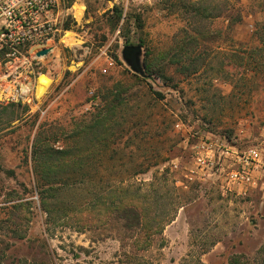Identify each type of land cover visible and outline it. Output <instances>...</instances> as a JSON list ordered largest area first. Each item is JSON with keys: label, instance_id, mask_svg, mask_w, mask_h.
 Listing matches in <instances>:
<instances>
[{"label": "rangeland", "instance_id": "374dc122", "mask_svg": "<svg viewBox=\"0 0 264 264\" xmlns=\"http://www.w3.org/2000/svg\"><path fill=\"white\" fill-rule=\"evenodd\" d=\"M58 4L40 17L59 30L44 44L47 56L0 61V84L11 75L13 95L33 88L20 107L0 94V264H229L240 255L264 264V0ZM116 8L123 19L113 31L108 13ZM66 33L78 44L65 42ZM137 45L145 76L122 56ZM174 48V61L163 63L168 82L149 76L146 61ZM42 75L52 83L38 98ZM115 85L127 93L104 110ZM100 111L103 125L91 128ZM79 122L85 133L68 140ZM37 135L61 147L79 140L81 161L49 197L32 172ZM250 150L260 157L250 169L255 183L234 186L231 174ZM119 188L141 196L158 222L173 220L144 251L126 239L122 220L98 216Z\"/></svg>", "mask_w": 264, "mask_h": 264}, {"label": "trees", "instance_id": "16d2710c", "mask_svg": "<svg viewBox=\"0 0 264 264\" xmlns=\"http://www.w3.org/2000/svg\"><path fill=\"white\" fill-rule=\"evenodd\" d=\"M113 17L111 20V30L115 31L119 28L120 22L123 19V11L116 8L115 11H110L108 13ZM122 24L121 32L122 34H127L128 30L131 32V25L129 20L124 19ZM69 24L67 23L64 29H68ZM134 28L140 35H143L144 24L140 17L134 18ZM126 37V36H124ZM142 39V38H141ZM126 43H129V39L125 38ZM143 42V41H141ZM179 47V46H178ZM177 50V46L175 47ZM175 48L166 52L162 57L153 59L151 61H146V73L149 76L158 77L163 83H167L168 79L164 73L163 63L165 61H174ZM258 49V48H257ZM7 47L0 48V61L6 62L7 54L9 53ZM127 90L122 87L115 85L113 91L105 93L103 101L106 105L103 109H111L115 104L121 103L124 99V94ZM11 107H20V103L9 102ZM28 110V108H26ZM102 112L100 111L94 119L95 128L103 125L104 120L101 119ZM87 126L81 122L76 124L70 134L69 138L79 137L85 133ZM74 144L67 145L65 147L55 146V142H51L47 139L40 138L37 135L30 148V158L32 162V172L35 177L37 186L42 189L41 194H47V197L51 196V190L53 185H58L57 181L61 179L67 168L71 165L77 164L81 161L82 156L80 154L79 140L72 141ZM26 163L29 162V156H26ZM58 183V184H57ZM47 187V188H46ZM53 193V192H52ZM117 199L111 201H102L101 210L98 212V216L107 219L110 214H113L119 220H122V228L126 231V239H133L136 248L144 251L151 245L153 237L155 235H163L165 230V223L173 221L172 219H167L164 224L160 221L158 222L156 218H153L150 213H148V206L144 203V199L141 196H130L129 190L119 188L116 190ZM129 195V196H128ZM103 209V210H102ZM229 264H244L243 256H234L230 260Z\"/></svg>", "mask_w": 264, "mask_h": 264}, {"label": "built area", "instance_id": "2783aa9c", "mask_svg": "<svg viewBox=\"0 0 264 264\" xmlns=\"http://www.w3.org/2000/svg\"><path fill=\"white\" fill-rule=\"evenodd\" d=\"M58 6V0H0V48L7 47L10 50L6 56L9 60L7 65L20 60V57L28 62L29 59L24 53L36 52L37 56V53L44 48V44L54 39L59 31L57 23L53 20L40 21V17L53 12ZM10 76L6 75L5 84H0V94L8 102L30 101L28 95L33 90L31 85L24 86L31 89L23 91L22 86L20 91H17L21 93L13 95L16 92V82L9 81ZM241 159L242 171L233 172L231 180L234 186L244 187L255 183L250 169L255 165L253 162H258L260 157L257 151L250 150ZM199 162L205 163L202 160Z\"/></svg>", "mask_w": 264, "mask_h": 264}, {"label": "water", "instance_id": "95a60500", "mask_svg": "<svg viewBox=\"0 0 264 264\" xmlns=\"http://www.w3.org/2000/svg\"><path fill=\"white\" fill-rule=\"evenodd\" d=\"M52 49L44 48L37 53V57L47 56ZM124 61L130 66V68L137 74L145 76L143 67H141L142 47L137 46H125L122 51Z\"/></svg>", "mask_w": 264, "mask_h": 264}, {"label": "bare ground", "instance_id": "6f19581e", "mask_svg": "<svg viewBox=\"0 0 264 264\" xmlns=\"http://www.w3.org/2000/svg\"><path fill=\"white\" fill-rule=\"evenodd\" d=\"M75 16H76V18L78 17V19H80L83 16V7L77 8ZM64 41L67 42L70 46H75L78 44L77 40L70 33L69 34L67 33ZM51 83H52V80L47 78V76L42 75L39 77L38 82H37V86H36L38 98H41L47 92ZM27 89H31V88H24L23 91H26Z\"/></svg>", "mask_w": 264, "mask_h": 264}]
</instances>
